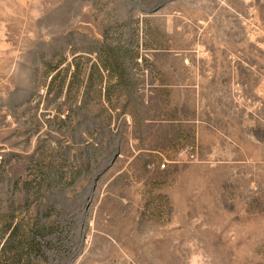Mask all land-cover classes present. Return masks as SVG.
<instances>
[{
  "label": "rangeland",
  "instance_id": "1",
  "mask_svg": "<svg viewBox=\"0 0 264 264\" xmlns=\"http://www.w3.org/2000/svg\"><path fill=\"white\" fill-rule=\"evenodd\" d=\"M0 264H264V0H0Z\"/></svg>",
  "mask_w": 264,
  "mask_h": 264
}]
</instances>
